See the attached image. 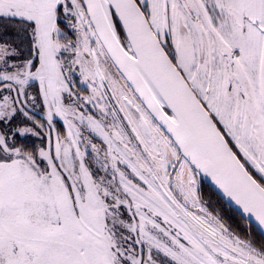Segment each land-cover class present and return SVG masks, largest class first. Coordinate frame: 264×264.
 I'll list each match as a JSON object with an SVG mask.
<instances>
[{
    "label": "snow or ice",
    "instance_id": "6c2138e0",
    "mask_svg": "<svg viewBox=\"0 0 264 264\" xmlns=\"http://www.w3.org/2000/svg\"><path fill=\"white\" fill-rule=\"evenodd\" d=\"M0 264H264V0H0Z\"/></svg>",
    "mask_w": 264,
    "mask_h": 264
},
{
    "label": "trees",
    "instance_id": "16d2710c",
    "mask_svg": "<svg viewBox=\"0 0 264 264\" xmlns=\"http://www.w3.org/2000/svg\"><path fill=\"white\" fill-rule=\"evenodd\" d=\"M213 207H218V205H216L215 203H213ZM254 235L259 236V234L256 231H254Z\"/></svg>",
    "mask_w": 264,
    "mask_h": 264
},
{
    "label": "water",
    "instance_id": "95a60500",
    "mask_svg": "<svg viewBox=\"0 0 264 264\" xmlns=\"http://www.w3.org/2000/svg\"><path fill=\"white\" fill-rule=\"evenodd\" d=\"M258 233V231H256ZM259 234V233H258Z\"/></svg>",
    "mask_w": 264,
    "mask_h": 264
}]
</instances>
